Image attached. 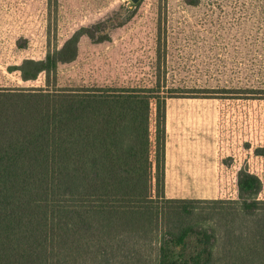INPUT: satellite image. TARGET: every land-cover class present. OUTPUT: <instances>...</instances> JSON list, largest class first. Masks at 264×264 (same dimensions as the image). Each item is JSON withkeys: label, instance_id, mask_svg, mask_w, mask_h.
Here are the masks:
<instances>
[{"label": "rangeland", "instance_id": "obj_1", "mask_svg": "<svg viewBox=\"0 0 264 264\" xmlns=\"http://www.w3.org/2000/svg\"><path fill=\"white\" fill-rule=\"evenodd\" d=\"M81 28L94 37L81 36L48 85L46 72L25 81L8 69ZM0 85L62 94L59 195L155 197L158 99L185 153L165 169L167 197L236 199L243 167L264 179V99L249 97L264 86V0H0ZM176 221L212 224L215 259L240 258L238 208H167L165 226Z\"/></svg>", "mask_w": 264, "mask_h": 264}, {"label": "trees", "instance_id": "obj_2", "mask_svg": "<svg viewBox=\"0 0 264 264\" xmlns=\"http://www.w3.org/2000/svg\"><path fill=\"white\" fill-rule=\"evenodd\" d=\"M126 17V16H125ZM100 27V23L96 24ZM81 28L44 59L26 58L23 80L49 73L78 54ZM160 45V43H159ZM20 47H24L25 45ZM249 97L264 99V86ZM47 87L0 85V264H264V179L243 167L236 199L165 195L166 100L158 99L156 196H84L57 193L58 99ZM129 154L135 151L130 146ZM255 152L264 156V145ZM167 208H238V260H217L218 235L207 222L165 226Z\"/></svg>", "mask_w": 264, "mask_h": 264}, {"label": "crops", "instance_id": "obj_3", "mask_svg": "<svg viewBox=\"0 0 264 264\" xmlns=\"http://www.w3.org/2000/svg\"><path fill=\"white\" fill-rule=\"evenodd\" d=\"M168 126V122L166 119V128ZM182 143H178V144H172L169 141V136L167 135V130H166V147H165V154H166V163H165V169L166 172L169 171V166L170 168L173 166V160L176 157L177 159L181 158L182 156H184V152H183V147H182ZM197 154H201L200 148H198L197 146L192 147L191 148V152L189 153L188 156H195Z\"/></svg>", "mask_w": 264, "mask_h": 264}]
</instances>
